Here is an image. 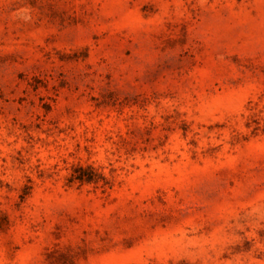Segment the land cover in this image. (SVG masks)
<instances>
[{
  "label": "rangeland",
  "instance_id": "1",
  "mask_svg": "<svg viewBox=\"0 0 264 264\" xmlns=\"http://www.w3.org/2000/svg\"><path fill=\"white\" fill-rule=\"evenodd\" d=\"M0 264H264V0H0Z\"/></svg>",
  "mask_w": 264,
  "mask_h": 264
}]
</instances>
